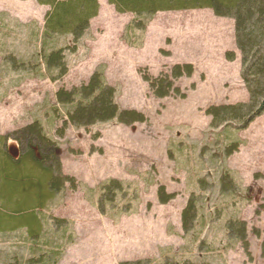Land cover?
<instances>
[{
    "label": "rangeland",
    "instance_id": "1",
    "mask_svg": "<svg viewBox=\"0 0 264 264\" xmlns=\"http://www.w3.org/2000/svg\"><path fill=\"white\" fill-rule=\"evenodd\" d=\"M97 3L76 39L44 30L49 5L0 0V136L15 156L12 136L39 123L63 176L62 189L34 207L31 234L22 218L0 213V264H264V111L242 129L213 127L206 113L248 100L234 20L210 8L137 17ZM183 64L189 76L169 77L178 90L155 96L147 79ZM94 72L119 111L144 120L70 122L77 98L58 93ZM230 222L243 223L246 248Z\"/></svg>",
    "mask_w": 264,
    "mask_h": 264
},
{
    "label": "trees",
    "instance_id": "2",
    "mask_svg": "<svg viewBox=\"0 0 264 264\" xmlns=\"http://www.w3.org/2000/svg\"><path fill=\"white\" fill-rule=\"evenodd\" d=\"M118 12H131L137 17H151L158 11L210 8L217 16L234 20L236 47L240 54V76L248 92V100L235 104L210 106L206 113L211 116V126L235 121L239 128H245L249 122L264 111V0H107ZM49 5L45 31L55 34H72L78 39L87 28L89 19L97 14V0H37ZM139 26L143 24L137 23ZM60 52L48 56V65L56 64ZM228 56V55H227ZM230 59L233 58L229 54ZM181 68L184 71H181ZM190 64L175 65L170 76L163 74L149 81V88L157 97L167 96L173 87L169 80L189 76ZM181 95V94H180ZM60 100H74L73 110L68 119L75 125H90L95 122L117 118L119 122L130 123L143 121L135 111H119L113 101V89L107 86L99 73L94 72L89 81L71 92H59ZM72 102V101H71ZM19 142L20 149L15 156L6 146L7 136H0V213L23 219L30 234L38 225L34 219V207L42 205L46 196H51L60 187L63 176L60 175V163L52 153V143L45 138L39 123L34 122L12 136ZM23 141V142H22ZM237 146L229 150V154ZM67 178V177H65ZM65 180V179H64ZM67 180V179H66ZM114 183V181H111ZM115 184V183H114ZM107 189V190H106ZM163 189V188H161ZM108 186L105 191H108ZM161 197L163 191H159ZM189 202L182 211L183 227L186 229L193 212ZM239 224V225H237ZM229 228L236 230L237 238L247 247L243 223H229ZM235 228V229H234ZM264 255V241L261 243ZM139 260L120 262L119 264H141ZM162 264H178L165 260ZM182 264H192L184 262Z\"/></svg>",
    "mask_w": 264,
    "mask_h": 264
}]
</instances>
